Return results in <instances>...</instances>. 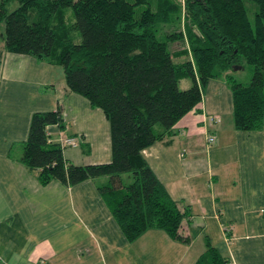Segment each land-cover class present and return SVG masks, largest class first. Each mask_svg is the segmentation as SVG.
<instances>
[{"label":"trees","instance_id":"trees-1","mask_svg":"<svg viewBox=\"0 0 264 264\" xmlns=\"http://www.w3.org/2000/svg\"><path fill=\"white\" fill-rule=\"evenodd\" d=\"M248 4L256 7L252 17ZM183 20L184 31L173 0H0L3 50L59 65L67 88L110 123L111 160L74 165L46 133L50 124L62 126L59 110L33 112L19 162L41 185L108 176L99 189L130 241L151 228L190 241L181 233L188 210L169 196L141 151L170 134L200 102L207 82L242 58L252 76L247 85L228 77L234 126L263 125L264 0H185ZM177 40L188 46L173 52L169 44ZM184 78L191 85L180 89ZM123 173L131 177L127 184ZM195 264L228 261L207 242Z\"/></svg>","mask_w":264,"mask_h":264},{"label":"crops","instance_id":"crops-1","mask_svg":"<svg viewBox=\"0 0 264 264\" xmlns=\"http://www.w3.org/2000/svg\"><path fill=\"white\" fill-rule=\"evenodd\" d=\"M0 50V264H195L207 242L228 264H264V120L259 130L235 128L228 71L207 82L170 134L141 151L188 210L181 233L190 241L158 228L130 241L99 189L108 176L41 185L18 160L30 115L58 109L62 126L50 124L46 133L59 144L76 140L60 144L64 159L109 162L104 112L67 88L59 65L4 51L2 43ZM211 115L220 120L210 122ZM126 174L123 184L131 181Z\"/></svg>","mask_w":264,"mask_h":264},{"label":"rangeland","instance_id":"rangeland-1","mask_svg":"<svg viewBox=\"0 0 264 264\" xmlns=\"http://www.w3.org/2000/svg\"><path fill=\"white\" fill-rule=\"evenodd\" d=\"M177 5H179L180 7V13H181V22H180V29L182 31H184V20H183V15H184V5L185 2L183 3L180 0H173ZM14 6V5H13ZM12 7L9 8V10H11ZM247 10H248V14L250 17H252V15L255 13L256 11V7L254 5H247ZM67 16H69L70 18V11H67ZM178 28H173V26H170L168 31H172L175 32ZM2 33V24H0V34ZM78 39V38H77ZM1 39H0V44H1ZM188 45L185 41H175L169 44L170 49L173 52H177L181 49H183L184 47L186 48ZM182 57H175V60L178 61L180 60ZM228 74L231 75L232 79L242 83L243 85H247L250 83L251 80V76H252V68L251 66L246 63V61L242 58L240 63L238 65H236L234 68H230L228 70ZM191 85V81L188 78H184L182 80H180V82L178 83V86L180 89H186ZM126 174V173H125ZM127 175V174H126Z\"/></svg>","mask_w":264,"mask_h":264},{"label":"built area","instance_id":"built-area-1","mask_svg":"<svg viewBox=\"0 0 264 264\" xmlns=\"http://www.w3.org/2000/svg\"><path fill=\"white\" fill-rule=\"evenodd\" d=\"M180 1H182L183 3L185 2V0H180ZM219 120H220V117L216 116V115H211L209 117L210 122H218ZM208 142H210V143L214 142V136L213 135L208 138ZM60 144L61 145L75 146L76 140L74 138H71V137H64L63 139H61Z\"/></svg>","mask_w":264,"mask_h":264},{"label":"water","instance_id":"water-1","mask_svg":"<svg viewBox=\"0 0 264 264\" xmlns=\"http://www.w3.org/2000/svg\"><path fill=\"white\" fill-rule=\"evenodd\" d=\"M235 66H236V65H235ZM235 66H233V68H234Z\"/></svg>","mask_w":264,"mask_h":264}]
</instances>
